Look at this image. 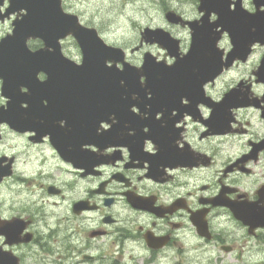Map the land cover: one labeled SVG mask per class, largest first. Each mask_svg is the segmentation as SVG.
Wrapping results in <instances>:
<instances>
[{
	"label": "clouds",
	"instance_id": "1",
	"mask_svg": "<svg viewBox=\"0 0 264 264\" xmlns=\"http://www.w3.org/2000/svg\"><path fill=\"white\" fill-rule=\"evenodd\" d=\"M200 4L201 0H59L62 13L93 31L105 47L122 53V59L104 61L106 67L114 65L119 71H124L125 64L142 68L146 54L154 62L169 67L177 58L183 59L192 44L190 24H202L206 14ZM237 5L250 15L264 13V0H228L229 11H236ZM11 7L12 0H0V22L8 21L0 30V41L13 36L15 22L27 15L26 8L9 11ZM168 12L179 20L167 19ZM207 18L214 23L219 14L207 11ZM146 30L168 34L177 41V53L171 54L156 40H146ZM213 31L219 33L215 47L220 51L222 66L211 79L201 83L204 97L218 104L228 92L239 87L240 91H246L249 101L255 99L258 104L230 106L229 130L224 132L209 130L204 121L210 119L213 108L202 101L196 104L200 119H194L187 111L171 110L172 116L180 117L173 122V127L179 130L175 145L180 149L187 145L205 157L207 163L161 165L164 178L157 180L148 175L149 162L133 159L127 145L114 144L101 149L83 143L82 150L102 156L119 152L118 158L95 163L89 171L67 159L52 142L50 133L41 134L39 140L30 139L37 136L34 129L19 130L0 120V168H9L7 174L0 175V223L17 219L24 224L16 241L10 242L0 232V253L11 254L16 264H264V225L249 231L250 225L237 218L228 205L211 202L222 188H228L232 189L225 192L229 200L264 203L258 195L264 186V148L258 149L254 158L250 155L253 145L264 142V80L257 75L264 61V43L252 41L243 59L234 57L225 65L223 62L235 45L229 31L221 25H216ZM176 33L186 41L182 47ZM24 43L32 53L45 48L54 51L40 36H28ZM57 44L64 59L77 67L83 65L84 51L72 32L58 36ZM254 52L259 55L249 60ZM35 76L41 83L48 79L44 70L37 71ZM146 79L140 75V84H145ZM4 83L0 76V109L6 111L10 97L4 94ZM124 83L121 79L120 84ZM19 90L25 94L29 91L23 84ZM145 95L150 99L152 93ZM132 99H137L136 93H132ZM42 103L46 106L48 101L44 99ZM180 103L187 106L190 101L181 96ZM20 106L27 108L28 104L21 101ZM129 107L132 113L145 119L150 115L149 111L141 112L136 104ZM144 107L150 109L151 105ZM162 116L157 111L154 118L161 120ZM118 122L114 113L109 114L107 120L98 122L97 134ZM58 123L61 127L66 125L64 119ZM142 131L148 133V126H143ZM134 134L135 130L129 128L128 135ZM142 150L150 155L159 151L147 136ZM117 160L121 162L117 164ZM127 168L141 171L126 179L122 173ZM117 174L123 179L115 178ZM229 192L235 195L230 198ZM127 193L154 198L152 208L168 209L178 199L186 207L175 217L171 214L177 207L158 215L134 206ZM186 201L191 202L190 207ZM78 204L86 206L75 211L74 205ZM204 204L213 207H202ZM200 211L207 235L191 219L193 213ZM148 233L163 239V243L152 247L146 238ZM26 235L30 237L27 240Z\"/></svg>",
	"mask_w": 264,
	"mask_h": 264
},
{
	"label": "flooded vegetation",
	"instance_id": "2",
	"mask_svg": "<svg viewBox=\"0 0 264 264\" xmlns=\"http://www.w3.org/2000/svg\"><path fill=\"white\" fill-rule=\"evenodd\" d=\"M200 8L206 10V14L202 18L203 22L199 25L194 23L195 30L192 29L193 31H195L194 34L192 33V41L194 40L195 43V61L197 65L196 69L207 70L212 66H216V56L218 55V53L220 54L219 51L217 53V49L215 47V41L219 36V33L213 31L216 25H221L224 29L229 31L232 42L235 45L233 50L228 55H234L236 57L239 56L241 59H243L248 54L249 44L252 41L259 40L264 43V13L257 12L255 15H250L244 11H241L239 5H237L236 11H229L228 0H201ZM207 11H216L219 14V19L214 23H209L207 18ZM64 15L65 18L63 19L68 20V23L74 25L71 26V28L87 34L89 37H91L94 45L96 47H100V41L97 39L93 31L84 29L83 27L79 26L77 22L73 24V21H76L75 18L66 14ZM166 17L173 22L179 20V17L175 16L171 12L166 13ZM191 25L192 23L190 24V27L192 28ZM253 27H255V31L251 30ZM175 37L179 40V44L181 47L186 43L185 39L179 33H176ZM144 38L149 41H161L159 43L162 46L166 47L171 54L175 55L177 53V41L170 38L168 34L164 33L161 30H157V32L146 30L144 33ZM57 47L59 49L58 44ZM110 51V57H108V59H112L113 61L120 59L119 52L112 49H110ZM69 53H71V48H69ZM125 55L127 58V53ZM258 55L259 53L256 52L251 53L248 59L251 60L253 56ZM57 56L58 55L52 58V62L54 63L53 69L67 71L70 69L78 70L80 68L75 65H66V59L64 60V58L60 55V52L59 59H56ZM183 59L177 58L175 63H178ZM60 63H63V65L59 69ZM175 63L172 66H176ZM237 63H239V61H234V64ZM159 64H162L164 67H169L166 66L163 62ZM82 66H84V62ZM97 66V68H94L95 70L100 69L98 60ZM113 67L115 66L113 65ZM257 75L260 79L264 80V61H262V66ZM197 78L198 79L194 81H167L172 84L174 88L172 90L164 92H151V98H146L148 102L145 103L151 105L150 109H145V104L143 106H138L141 112H150V115L147 119L131 112L133 118L126 119L123 123H121L119 120V122L115 124L117 128L114 130L109 129V136L103 138L101 140V143L100 134H97L95 129L96 134L99 135V143H97L96 145L101 149L108 145L114 144L127 145L130 149L133 159H139L141 162L147 160L149 162L150 168L148 175L157 180H161L164 178L161 165L174 166L176 164H187L191 166L198 161L207 163V159L205 157L194 153L187 147V145L184 149H180L175 145V140L178 138L179 130L173 127V122L180 117L179 115L175 117L172 116L171 110L175 108L180 113L187 111L193 116L194 119H200V115L196 109V104L197 102L202 101L205 104H209L213 108L210 119L204 121L208 125L209 130L212 132H224L229 130L228 120L230 119V114L228 112V109L230 106L246 105L249 103L258 104V101H256L255 99L249 101L246 91L242 92L240 91V88L237 87L228 92L222 102L218 104L212 103L209 99L204 97L201 90L202 80H199V75L197 76ZM78 86V82L74 83L72 82V80H70L68 85H66L64 88L57 90L53 89L49 92L51 101L50 106H52L51 110L47 111V113L41 114L47 119V121L40 118L39 122L34 124L36 125V129L34 130L37 132V136L30 139L39 140L41 134L50 133L52 142L67 159L72 160L76 165L85 167L90 171L92 165L95 163L101 161H110L114 158H118L119 152L114 153L113 156H102L98 153H93L91 151L81 149V144L89 143L88 119L87 117H85V112L88 111V106L86 103L87 92H85V90L83 89L79 90ZM181 96L187 97V99L190 101L187 106L180 103ZM157 111H161L163 113L161 120H156L154 118L155 112ZM38 116H36V118ZM25 117L26 116L23 112L18 115L19 130H23L26 128V126H28L24 121ZM60 119H64L66 121V125L64 127H61L59 125L58 121ZM145 125H147L149 128L148 133H144L142 131V128ZM98 126L99 123L97 127ZM129 128L135 130L134 135H128ZM105 133L106 131H103L101 134ZM146 136L151 138L158 146L159 151L157 152V154L150 155L142 150L143 140ZM249 143H251V141ZM260 148H264V142H261L258 145H253V150L250 155L254 158L258 149ZM121 155L123 156V152L121 153ZM262 157H264V154H262ZM247 158L248 157H244L243 159ZM120 162V160L116 161L117 164H119ZM101 167H103V165ZM3 169L5 171H9L8 167H4ZM138 171L141 170L135 168H127L122 174L127 179L130 175ZM243 175L246 174L242 173V176ZM115 178L123 179L119 174H117ZM119 183H123V181H119ZM225 183H228V181L225 180ZM204 190L206 191L208 189ZM50 191H52L51 188ZM228 191H232V189L222 188L221 193L211 202L213 204L228 205L233 210L234 215L237 218L250 225L249 231H251L252 227H255L257 225H264V203L232 201L227 199L225 196V192ZM127 195L134 206L149 209L156 212L158 215H162L165 211L170 212L177 207L171 214V217H175L177 213L183 212L185 210L183 207H186L184 201L182 199H178L168 209L152 208V200L154 198H140L132 193H127ZM227 195L231 198L235 195V193L229 192L227 193ZM258 195L261 201H264V186H262L261 189L258 190ZM201 199V202H204L203 198ZM186 203H188L189 207L191 206L190 201H186ZM84 206L86 205H74V210L79 211L80 207ZM202 207L213 206L211 204H204L202 205ZM191 219L198 226L201 233L207 235L206 225L203 220V211L193 213ZM2 224L3 232L7 235L10 242L19 239V232L24 227V224L21 221L13 219L11 222H3ZM146 236L148 243L154 248L163 243V239L154 238L151 233L146 234ZM29 238L30 237L28 235L24 237L25 240ZM3 254L5 255V257H3L4 264H16L15 257L11 256V254L9 253Z\"/></svg>",
	"mask_w": 264,
	"mask_h": 264
},
{
	"label": "water",
	"instance_id": "3",
	"mask_svg": "<svg viewBox=\"0 0 264 264\" xmlns=\"http://www.w3.org/2000/svg\"><path fill=\"white\" fill-rule=\"evenodd\" d=\"M20 7L27 9V15L15 22L13 36L0 41V76L5 81L4 94L10 97L8 109L6 111L0 109V120L8 121L14 128L19 129L18 115L22 112L26 116L24 121L28 125L25 129H36L34 124L38 123L40 118L47 121L41 114L51 110L49 92L53 89L64 88L72 80L74 83L78 82L79 90L83 89L87 92L88 111L85 112V117L88 119L89 141L96 144L98 137L93 138V135L94 125L98 120H107L109 114L114 113L119 120L124 122L127 116L131 117L129 106L131 104L141 105L140 102L133 101L131 98L130 100L123 98H129L132 93L145 97L148 90L152 93L172 90L174 87L167 81L197 80L195 73L191 70L192 67L197 66L193 46L182 61L175 63L176 66L164 67L149 57H145L142 68L136 69L125 65L124 71H119L115 67L109 68L104 64V61L110 57L111 48L105 47L101 42L100 47H96L91 37L71 28L74 25L63 19L65 15L59 8V0H12V7L9 11ZM73 24H75L74 21ZM68 32H72L82 45L84 66L78 70L53 69L52 58L56 55H58L56 59L60 58L57 37ZM28 36L42 37L47 45L54 48V51L49 52L45 48L36 53L29 52L24 43ZM115 51L120 53L121 58V52ZM97 60L100 64L99 70L94 69L98 67ZM65 64L74 65L66 60ZM62 65L63 63L59 64V69ZM220 68L218 63L216 70L213 69L209 73L201 72L203 81L211 79L220 71ZM39 70H44L48 74V79L43 83L39 82L35 76ZM140 75H145L147 78L144 85L139 82ZM121 79L125 81L123 85L120 84ZM21 84L28 87L27 94L20 92ZM43 99L48 101L46 106L42 103ZM21 101H26L28 107L22 109ZM8 172L0 168V175ZM0 232H3L1 226ZM3 257L5 255L0 253V264H4Z\"/></svg>",
	"mask_w": 264,
	"mask_h": 264
},
{
	"label": "rangeland",
	"instance_id": "4",
	"mask_svg": "<svg viewBox=\"0 0 264 264\" xmlns=\"http://www.w3.org/2000/svg\"><path fill=\"white\" fill-rule=\"evenodd\" d=\"M8 21L0 22V30H3L5 24H7Z\"/></svg>",
	"mask_w": 264,
	"mask_h": 264
}]
</instances>
